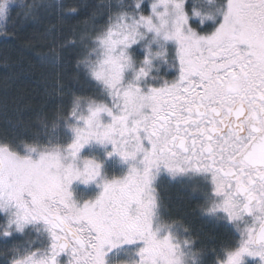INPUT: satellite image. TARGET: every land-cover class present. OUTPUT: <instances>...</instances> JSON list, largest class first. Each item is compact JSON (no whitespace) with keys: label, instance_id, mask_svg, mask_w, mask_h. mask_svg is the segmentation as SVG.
<instances>
[{"label":"snow or ice","instance_id":"1","mask_svg":"<svg viewBox=\"0 0 264 264\" xmlns=\"http://www.w3.org/2000/svg\"><path fill=\"white\" fill-rule=\"evenodd\" d=\"M78 23L39 58L78 45L93 93H71L28 141L0 136L2 264H203L165 218L164 176L199 178L204 213L238 234L214 264H264V0H99Z\"/></svg>","mask_w":264,"mask_h":264},{"label":"trees","instance_id":"2","mask_svg":"<svg viewBox=\"0 0 264 264\" xmlns=\"http://www.w3.org/2000/svg\"><path fill=\"white\" fill-rule=\"evenodd\" d=\"M45 3H62L66 7L76 6L78 14L63 15L53 7L41 9L35 19L23 15L24 5L33 3V0H12L8 18L0 30V87L2 101L6 102L3 115L0 116V136L7 134V138L15 140L20 135L13 129V124H20L27 129L35 128L36 122L41 118L51 119L57 106L69 102L46 99L49 91L48 77L72 93L90 95L93 85L85 78L84 74L76 67V61L81 56V49L77 46H67L61 50V57L55 65L41 62L39 55L46 54L53 47L66 39H74L73 32L82 31L83 26L78 22L83 20L90 11V6L99 0H44ZM126 2V0H125ZM198 24V22H197ZM194 24L193 27H197ZM54 26V30H53ZM200 28V27H199ZM199 30V29H198ZM31 44L32 47L28 45ZM8 61V67L4 61ZM172 70L163 68L162 77L171 78L168 73ZM5 77V78H4ZM53 91V89L51 88ZM13 111H15L13 113ZM12 124V125H11ZM169 209L176 212H192L190 204L183 201L170 203ZM25 239V238H24ZM2 264V261H0Z\"/></svg>","mask_w":264,"mask_h":264},{"label":"flooded vegetation","instance_id":"3","mask_svg":"<svg viewBox=\"0 0 264 264\" xmlns=\"http://www.w3.org/2000/svg\"><path fill=\"white\" fill-rule=\"evenodd\" d=\"M158 189H162V181L160 179ZM199 189L201 192L202 181L199 178L180 177L174 180V202L186 201L190 204L192 211L196 207L195 202L203 200V197L197 193L194 195V189ZM194 197V198H193ZM196 202V203H197ZM198 203V204H199ZM202 203H204L202 201ZM167 221H176L181 227L188 229V235L194 241L193 251L202 252L201 257L203 264H214L218 259L216 253L221 252L226 246L232 245L238 241V234L234 228L225 220L212 222L204 216L201 217L198 212H165ZM114 264H123L122 258L114 261ZM249 264H253L249 261Z\"/></svg>","mask_w":264,"mask_h":264},{"label":"rangeland","instance_id":"4","mask_svg":"<svg viewBox=\"0 0 264 264\" xmlns=\"http://www.w3.org/2000/svg\"><path fill=\"white\" fill-rule=\"evenodd\" d=\"M10 2H11V6H12V0H10ZM5 22L6 21L3 22V26H4ZM199 27L203 28L204 26L203 25H199ZM1 29H2V27H0V30ZM2 66H3V64L0 63V69L2 68ZM168 69L170 70V68H168ZM53 80L54 79L51 80L48 77V81L45 82V84H47L48 88L50 89L49 91H46V96H47L46 99L47 100L48 99H50V100L51 99H57V100L64 99L65 100V98H66L68 100V102H69L72 92L67 90L65 87H63V95L62 96L61 95H57V83L54 82ZM51 88L53 89V91L51 90ZM0 90H2L1 87H0ZM1 96H3L2 91H0V116L3 115V117H4L5 114H4L3 110L6 109L5 108L6 102L2 101V97ZM14 112L15 111H13V113ZM36 123H37L35 125L36 127L32 128V129H30V128L27 129L25 126L20 125L19 123L18 124H13V126H14L13 129L15 128L14 130H16L18 132V134H20V135L15 137V140H13V142H19L21 140L28 141V140H30L32 138L33 134H35L38 131H42V129H40V126H39L38 122H36ZM161 181H162V189L161 190L158 189V191H159V195H160V198H161V202H162V204L164 206V213L165 212H172V211H170L168 205H170V203L172 201H174V180L168 178L167 176H164V177L161 178ZM159 184H160V182H159ZM84 193H85V195H87V189H84ZM197 193L200 194L201 192H200L199 189L196 188V191L193 192V194L197 195ZM202 201L204 203H202ZM176 202H178V201H176ZM176 202H174V206L176 205ZM196 202H195L196 207H194V210L192 212H198L201 217L204 216L208 220L210 219V221H212V222L223 221L222 219H218V218H215V217H210V216H208V215H206L204 213V211H203V206L205 204L204 199L201 200L200 203L199 202L196 203ZM181 203H183V201ZM170 219H173V218L171 217ZM170 219H169L168 222H172V221H170ZM25 239H27V238L25 237Z\"/></svg>","mask_w":264,"mask_h":264}]
</instances>
